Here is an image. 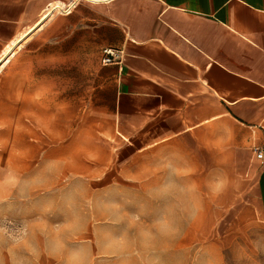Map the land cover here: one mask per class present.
Returning a JSON list of instances; mask_svg holds the SVG:
<instances>
[{
	"label": "rangeland",
	"instance_id": "374dc122",
	"mask_svg": "<svg viewBox=\"0 0 264 264\" xmlns=\"http://www.w3.org/2000/svg\"><path fill=\"white\" fill-rule=\"evenodd\" d=\"M98 42L77 15L55 17L0 75V264H63L61 247L84 252L88 264H126L114 241L160 216L164 205L153 197L171 194L183 206L185 193L203 211L167 264H236L237 250L244 264H264V226L251 222L244 195L230 201L209 191L225 171L207 176L176 146L119 140L103 109L110 93ZM144 260L137 251L131 264Z\"/></svg>",
	"mask_w": 264,
	"mask_h": 264
},
{
	"label": "crops",
	"instance_id": "0c3cea01",
	"mask_svg": "<svg viewBox=\"0 0 264 264\" xmlns=\"http://www.w3.org/2000/svg\"><path fill=\"white\" fill-rule=\"evenodd\" d=\"M52 3L72 6L46 25L77 15L95 30L119 140L176 146L207 176L225 171L230 201L244 195L264 226V159L253 152L264 144V0H0V48ZM106 48L114 63H103Z\"/></svg>",
	"mask_w": 264,
	"mask_h": 264
},
{
	"label": "clouds",
	"instance_id": "9594fccd",
	"mask_svg": "<svg viewBox=\"0 0 264 264\" xmlns=\"http://www.w3.org/2000/svg\"><path fill=\"white\" fill-rule=\"evenodd\" d=\"M166 167L171 177L166 188L173 189L178 185V169L172 162ZM227 187V178L218 179L210 185L209 191L214 197H219L224 194ZM153 199L164 205V211L160 216L148 220L146 226L137 233L121 236L114 241L120 246V251L127 254L126 264H131V259L137 251L145 257L143 264H167L164 257L174 251L175 243L182 239L187 229L198 223L203 211L202 204L192 201L187 193L184 194L186 203L183 206H177L176 198L171 194ZM2 243L3 240L0 239V244ZM21 251L28 255L32 254L31 248L27 245ZM54 251L65 257L63 264H88L82 251H66L64 247ZM205 264H213L210 257L206 259ZM236 264H244V257L239 250L236 252Z\"/></svg>",
	"mask_w": 264,
	"mask_h": 264
},
{
	"label": "bare ground",
	"instance_id": "6f19581e",
	"mask_svg": "<svg viewBox=\"0 0 264 264\" xmlns=\"http://www.w3.org/2000/svg\"><path fill=\"white\" fill-rule=\"evenodd\" d=\"M51 1H55V0H51ZM92 1H100V0H92ZM51 5H53V3ZM45 6H47V4ZM43 12L44 11L42 10L39 13L38 18L31 25L25 27L16 35H13L0 48V74L10 63L11 59L16 54V51L20 49L23 46V44L31 38L33 34L43 29V27L46 25V23L43 22L44 20L40 18Z\"/></svg>",
	"mask_w": 264,
	"mask_h": 264
},
{
	"label": "built area",
	"instance_id": "2783aa9c",
	"mask_svg": "<svg viewBox=\"0 0 264 264\" xmlns=\"http://www.w3.org/2000/svg\"><path fill=\"white\" fill-rule=\"evenodd\" d=\"M72 4L67 5H60V4H54L49 5L46 7L43 11V14L41 15V19L45 20L48 16H50L54 12H63L67 13L69 9L71 8ZM103 63L104 64H110L114 63L116 61V58L114 56V52L111 49H103ZM254 155L257 159L262 160L264 159V144L263 145H255L253 147Z\"/></svg>",
	"mask_w": 264,
	"mask_h": 264
}]
</instances>
